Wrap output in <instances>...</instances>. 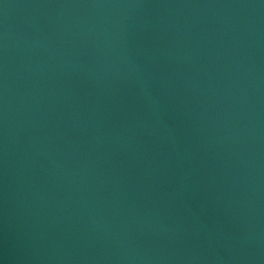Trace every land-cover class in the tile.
Listing matches in <instances>:
<instances>
[{
    "label": "water",
    "instance_id": "1",
    "mask_svg": "<svg viewBox=\"0 0 264 264\" xmlns=\"http://www.w3.org/2000/svg\"><path fill=\"white\" fill-rule=\"evenodd\" d=\"M0 264H264V0H0Z\"/></svg>",
    "mask_w": 264,
    "mask_h": 264
}]
</instances>
